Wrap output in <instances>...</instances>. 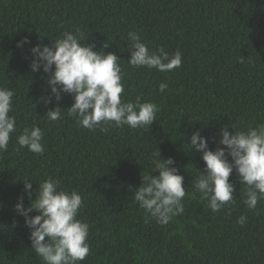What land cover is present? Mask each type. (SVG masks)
<instances>
[{
    "label": "trees",
    "instance_id": "1",
    "mask_svg": "<svg viewBox=\"0 0 264 264\" xmlns=\"http://www.w3.org/2000/svg\"><path fill=\"white\" fill-rule=\"evenodd\" d=\"M77 29L97 50L121 59L123 99L159 106L149 129L89 131L66 115L71 95L52 99L46 75L30 70L32 45H50ZM131 31L152 50L179 51L181 66L170 72L130 66ZM24 36L31 44L17 47ZM160 82L168 84L164 93ZM0 86L15 91L10 114L17 129L40 127L45 148L39 155L18 150L13 134L0 153V264H43L13 206L24 195L20 180L33 181L34 197L46 178L83 198L78 218L90 226V254L80 264H264V200L249 209L233 171L235 203L211 211L192 187L195 169H204L201 153L186 144L200 130L214 150L221 126L231 132L232 125L264 123V0H0ZM57 105L64 118L53 122L45 113ZM156 148L174 159L192 193L183 200L185 211L163 226L131 194ZM23 203L28 206L27 196ZM241 215L244 226L237 223Z\"/></svg>",
    "mask_w": 264,
    "mask_h": 264
},
{
    "label": "clouds",
    "instance_id": "2",
    "mask_svg": "<svg viewBox=\"0 0 264 264\" xmlns=\"http://www.w3.org/2000/svg\"><path fill=\"white\" fill-rule=\"evenodd\" d=\"M77 29L64 31L51 44H35L31 53L30 70L46 75V87L51 98L59 101L63 94L71 95L73 103L66 108V115L82 127L95 131L103 126L131 129L147 128L157 120L159 106L151 101L141 102L123 99L125 92L121 60L113 52L97 50L95 42ZM127 59L133 68L146 67L160 72H170L182 64L179 51L170 54L164 47L150 49L142 42L140 34L128 33ZM31 44L27 36L17 41V47ZM102 48L108 47V40ZM166 82H160L158 91L164 93ZM15 91L0 86V153L5 152L13 134L16 144L34 154L45 151L42 129L36 125L18 130L14 111ZM59 105L46 111L50 121L62 120L64 112ZM228 130L221 126L218 130L217 147L210 150L208 139L200 130L187 136L188 150L201 153L204 169H195L198 175L192 187L207 207L218 212L235 203L234 183L229 177L233 171L241 185L245 186L243 203L249 209H256L264 200V123L246 129ZM230 158V159H229ZM149 171L141 175V183L131 190L134 201L149 217L159 225H167L173 217L182 214L183 200L192 195L186 191L184 177L172 157H162L160 150L152 154ZM186 168V166H185ZM155 171L158 174L152 175ZM24 195L17 197L14 211L24 218L29 228L30 248L43 264H80L90 254L89 229L86 221L78 218L83 208V198L75 189L61 187L59 179L46 178L37 184L35 196L32 194L31 179L20 180ZM131 187V186H130ZM29 204L24 206V197ZM35 212V215H29ZM247 217L241 215L237 223L246 224Z\"/></svg>",
    "mask_w": 264,
    "mask_h": 264
}]
</instances>
